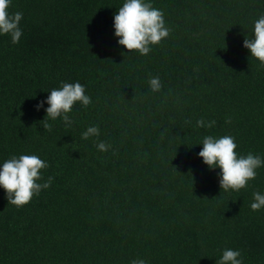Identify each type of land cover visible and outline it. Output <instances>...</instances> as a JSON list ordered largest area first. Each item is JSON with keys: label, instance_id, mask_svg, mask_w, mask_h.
Listing matches in <instances>:
<instances>
[{"label": "trees", "instance_id": "trees-1", "mask_svg": "<svg viewBox=\"0 0 264 264\" xmlns=\"http://www.w3.org/2000/svg\"><path fill=\"white\" fill-rule=\"evenodd\" d=\"M124 2L12 0L23 35H0V165L37 155L49 165L40 183L53 180L22 208L0 187V264H216L228 248L264 264V208H250L264 166L225 192L198 156L205 136L230 135L264 160V67L243 46L264 0H145L170 29L147 55L114 35ZM64 82L92 100L70 126L36 108ZM90 126L100 135L85 140Z\"/></svg>", "mask_w": 264, "mask_h": 264}, {"label": "clouds", "instance_id": "clouds-1", "mask_svg": "<svg viewBox=\"0 0 264 264\" xmlns=\"http://www.w3.org/2000/svg\"><path fill=\"white\" fill-rule=\"evenodd\" d=\"M11 3L12 0H0V35H8L13 44H18L23 35L20 27L23 13L19 11L10 13ZM113 27L114 35L119 37L118 44L124 46L128 52L135 50L141 55H147L152 46L160 44L170 34V29L165 25L163 11L145 0H125L113 17ZM243 46L264 67V15L254 22L253 38H245ZM149 86L153 92L160 91L162 84L159 77H152ZM45 102L48 105L45 116L53 121L62 117L65 125L70 126L72 121L68 114L73 107L77 103L87 107L92 100L81 83L64 82L61 87L50 91L46 101H39L36 108H41ZM226 122L230 123V119ZM214 125L215 120L197 121L198 127L211 128ZM43 127L48 131L52 130L51 124L45 123ZM99 135V128L90 126L82 134V138L87 140L89 137ZM202 145L198 156L209 169H220L219 186L225 192H239L247 188L248 182L256 178V170L264 166V160L259 155L251 152L247 155H239L236 152L235 138L230 135L219 138L205 136ZM96 147L100 151H107L110 145L100 141ZM48 166V163L37 155L22 154L5 160L0 165V187L4 189L8 203L22 208L42 189L49 188L53 177L49 176L44 183H40L43 179L42 170ZM253 197L251 210L259 211L264 208V194L254 192ZM240 257L239 250L224 249L216 264H242ZM130 264H146V262L143 259H133Z\"/></svg>", "mask_w": 264, "mask_h": 264}]
</instances>
